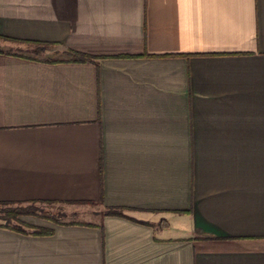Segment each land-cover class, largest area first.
Masks as SVG:
<instances>
[{"label": "crops", "instance_id": "crops-1", "mask_svg": "<svg viewBox=\"0 0 264 264\" xmlns=\"http://www.w3.org/2000/svg\"><path fill=\"white\" fill-rule=\"evenodd\" d=\"M33 200L86 206L0 264H264V0H0V202Z\"/></svg>", "mask_w": 264, "mask_h": 264}, {"label": "trees", "instance_id": "trees-1", "mask_svg": "<svg viewBox=\"0 0 264 264\" xmlns=\"http://www.w3.org/2000/svg\"><path fill=\"white\" fill-rule=\"evenodd\" d=\"M25 43L27 45L33 46V53L35 54H40L47 49L53 47L55 44L54 43H46V42H37V41H18ZM9 54H14V55H19L23 57H28L32 59H38L33 56H28L22 53L18 52H8ZM68 58H40L44 59V61L47 62H63V61H71V62H93L97 65V61L101 56H94L90 55L87 53L75 51L68 49L64 52ZM187 54H182V53H175V54H167L165 56H185ZM36 202H44V203H52L55 201L51 200H33L30 203L27 204H32ZM31 205H23L22 203H11V202H0V219L3 223H0V226L2 227H10L12 229L26 232L30 231L31 234L33 235H49L53 233V230L51 228L43 227V226H34V225H29L25 222H23L20 218V216L25 215V214H34V211L31 210L30 207ZM107 215H117V216H123L124 214L122 213L121 208H114V207H108L105 212ZM36 214V213H35ZM41 217L48 218L50 220H56L52 215H40ZM163 221H161L162 223Z\"/></svg>", "mask_w": 264, "mask_h": 264}, {"label": "rangeland", "instance_id": "rangeland-1", "mask_svg": "<svg viewBox=\"0 0 264 264\" xmlns=\"http://www.w3.org/2000/svg\"><path fill=\"white\" fill-rule=\"evenodd\" d=\"M15 50L18 53H22V54H25V55H28V56H33V57H36V58H47V57H50V55H53V54L47 53L46 51H44V52H42L40 54H35V53L32 52L33 51V46H30V45H27V44L21 46V48L15 49ZM54 56H57L55 58H59V57H62V56L65 57L64 55H60V54H58V55L54 54ZM24 205H31L30 209L33 210L34 213L37 212L39 214L38 216H40V215H52L54 218H56V220H54V221L63 219V214L69 213V212H66L65 210L77 209L78 207L86 206L85 204H62V203H54V202H52V203L38 202V203L24 204ZM68 215H70V214H68ZM77 217L87 220V219H89V214L85 212L83 214H78ZM43 219H47L48 220V218H44V217H43ZM0 221H1V219H0ZM49 221H53V220L49 219Z\"/></svg>", "mask_w": 264, "mask_h": 264}]
</instances>
